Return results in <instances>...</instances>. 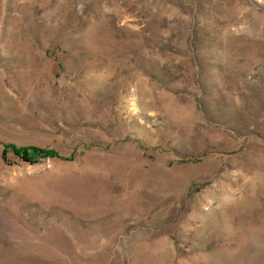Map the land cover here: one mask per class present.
<instances>
[{"label":"rangeland","instance_id":"1","mask_svg":"<svg viewBox=\"0 0 264 264\" xmlns=\"http://www.w3.org/2000/svg\"><path fill=\"white\" fill-rule=\"evenodd\" d=\"M0 264H264V0H0Z\"/></svg>","mask_w":264,"mask_h":264},{"label":"trees","instance_id":"2","mask_svg":"<svg viewBox=\"0 0 264 264\" xmlns=\"http://www.w3.org/2000/svg\"><path fill=\"white\" fill-rule=\"evenodd\" d=\"M8 150L13 152V154L18 158L30 163H35L38 158L60 157L59 152L56 150L34 146L17 147L14 145L5 144L3 149L4 154Z\"/></svg>","mask_w":264,"mask_h":264}]
</instances>
